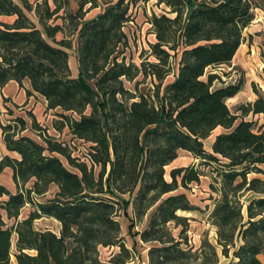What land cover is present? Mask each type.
Masks as SVG:
<instances>
[{
	"label": "trees",
	"instance_id": "16d2710c",
	"mask_svg": "<svg viewBox=\"0 0 264 264\" xmlns=\"http://www.w3.org/2000/svg\"><path fill=\"white\" fill-rule=\"evenodd\" d=\"M52 1L54 8L49 0H0V18L16 17L0 23V86L10 81L22 86L29 79L27 95L43 96L47 110H61L74 138L91 143L90 164L56 140L45 138L43 144L22 135L23 118L1 125L7 149L19 158L0 161V173L10 167L17 186L11 192L0 184V210L15 220L8 227L0 216V264H11L12 254L16 264H128L132 250L121 236L118 212L132 221L131 233V206L135 216H149L147 227L132 234L151 244L148 264H219L221 256L228 264H264V95L254 88L256 99L232 112L227 100L242 90L244 80L215 87L220 77L207 72L233 61L255 17L251 1L156 0L168 9L150 19L157 62L141 67L115 55L128 41L127 0L108 2L90 20L84 17L96 0H80L74 14L67 11L64 20L78 33L76 48L71 39H57L64 25L47 23L70 0ZM178 56L174 80L163 86L170 59ZM140 72L156 81L158 101L126 88L125 80ZM249 115L261 117L262 124L247 120ZM218 127L226 131L209 152L205 140ZM180 150L199 163L172 169L169 181L166 167ZM207 166L213 175L208 221L216 228V244L205 234L195 248L188 235L191 218L178 212L200 208L179 190L199 184ZM53 185L58 188L53 198L34 199ZM249 195L254 197L245 202ZM27 205L32 210L20 220ZM43 218L57 221L58 231L37 229L35 222ZM170 225L180 228L178 236ZM112 246L118 252L101 260L100 247Z\"/></svg>",
	"mask_w": 264,
	"mask_h": 264
},
{
	"label": "rangeland",
	"instance_id": "374dc122",
	"mask_svg": "<svg viewBox=\"0 0 264 264\" xmlns=\"http://www.w3.org/2000/svg\"><path fill=\"white\" fill-rule=\"evenodd\" d=\"M30 2H35L36 0H29ZM118 0H96V7L90 9L84 20H90L96 17L98 14L104 11L108 2H117ZM254 9V20L251 23L252 25L248 26L247 29L244 30V46L240 48V53L233 59V61L228 65H222L218 68H209L207 72H213L217 74L220 78L215 82V87H220L223 84H231L237 83L239 80L243 79L244 84L241 92L235 96L234 98L227 100V104L232 112H236L237 108L245 104L247 102L253 101L256 99L257 95L254 91L256 88L261 94L264 95V0H250ZM80 0H70L69 3H63V8L58 14L59 17H54L51 20H48L47 23L51 25L55 24H64L65 29L63 33L57 34V39H61L62 37H68L72 40L73 48L78 46V33H74V28L71 25L67 24V21L64 20L66 16V12H72L73 14L78 10V3ZM130 4L129 9V21L125 23L123 31L127 35V44L120 45L117 48V53L115 55L118 56V60H125L126 63L135 64L141 67L142 64H147L149 62H157L156 57L152 54V44L156 42V34L154 31V27L151 24L150 19L153 15H162L167 12V8L164 5H157L156 0H127ZM50 4L54 7L53 1L50 0ZM90 3H88L85 8H89ZM173 16V15H172ZM15 16L12 17H2L0 18L1 22L12 23L15 20ZM173 54V52H172ZM73 55H75L73 53ZM179 60L178 57H173L170 59V74L164 80L163 86L168 84L174 80V74L177 70V62ZM71 67L73 74L78 75V64L76 58L71 56ZM155 82L152 77L144 78V75L140 72L136 79L129 81L125 80V86L128 90L137 93H144L148 96H151L152 100L155 102L158 101V97L155 93L156 87ZM163 89L161 90V94ZM90 109L86 112L90 113ZM46 111H43L42 116L46 117ZM61 110H53L50 114L51 116H56V119H51L49 123H35L34 128L38 131H41L37 136L40 137L39 141H45V135H48L47 130L50 131V134H54L53 127L55 126L57 130L62 131L64 134V139L69 140V133L67 129L63 128L60 123V114ZM72 118H79L77 113H67ZM240 114V113H239ZM247 120H253L258 125L262 124V118L259 116L249 115L246 117ZM43 124L44 127H42ZM222 131V128L215 131L212 137L205 140L206 150L210 151V146H212V139L218 132ZM91 143L81 142L77 144H71L72 156L76 158L86 159L90 164L89 152L91 151ZM88 155V156H86ZM63 163L68 167L72 168L66 157L58 155ZM90 158V157H89ZM192 162V157L188 153H181L180 160L178 164L182 166H186ZM198 163V162H197ZM196 163V164H197ZM206 170L207 176L202 177L201 182L199 184H193L187 189L181 188L179 191L186 192L190 201L197 205L200 209L193 212H178L179 215L187 216L191 218L190 221V230L188 232L190 244L198 248L202 242V239L205 234L208 235L209 239L212 243L216 244V228L208 221V213L207 210L208 204H211V201L208 199L211 190L210 183L213 182L212 179V166L202 167ZM100 170L99 166H95V171L98 173ZM171 166L166 168V179L171 180L170 177ZM256 175H250V178L255 177ZM33 182L27 184V188L32 187ZM11 192H16V187L12 184H8L6 186ZM58 191L56 186H51L49 191L44 196L33 195L35 200L38 201H46L50 198H53ZM254 196L249 195L245 197L243 200L248 202ZM128 198V195H126ZM32 210L31 205H27L23 208L20 220L26 218L30 211ZM129 214L131 218H134V227L130 231L131 220L127 218L123 211L120 210L118 212V220L121 223V236L126 244V246L132 250V258L128 264H148V250L151 244L144 243L141 241L140 236L132 235L134 233H138L144 228L147 227L149 222V216H144L143 218L135 216L134 207L131 206L129 208ZM0 216L4 219L8 227H11L15 220H9L4 210H0ZM173 228V225H170ZM35 227L39 230H52L57 232L59 229V223L53 219L43 218L37 220L35 222ZM180 228H173V234L178 236ZM133 232V233H132ZM15 238V237H14ZM118 252V247H100V258L103 261L109 260L114 254ZM261 260L264 263V256H260ZM229 259L221 256L219 264H228ZM11 264H16L15 256L12 254Z\"/></svg>",
	"mask_w": 264,
	"mask_h": 264
},
{
	"label": "crops",
	"instance_id": "0c3cea01",
	"mask_svg": "<svg viewBox=\"0 0 264 264\" xmlns=\"http://www.w3.org/2000/svg\"><path fill=\"white\" fill-rule=\"evenodd\" d=\"M39 1H42V0H39ZM49 3H50V0H49ZM52 8H54V7H52ZM86 9L87 8H85V10ZM61 25H64V24H61ZM250 25H252V24H250ZM60 33H63V32H60ZM62 38H68V37H62ZM244 42L245 41H243L240 48L242 46H244ZM240 48L237 51L235 57L238 55V53H240ZM27 90H32L31 83H30L29 79H25L23 81L22 86H20L19 83L16 81H10L3 88L0 86V161L3 159L4 156H7V155L12 157V158H19V155L17 153L11 152L7 149V146L4 142V136H3V131H2L1 125H6V124H9L10 122L13 123L14 119H16L18 117L23 118L26 122V125H25V129L22 131L21 134L25 135V136H29V137L33 138L34 140L45 144V141H39L40 137L37 136L36 134L39 135V133L41 131L36 130L34 128V124L35 123H49V121H51L52 118L53 119L57 118L56 116L50 115L53 112V110H47V101L45 100V98L43 96H41L40 94L35 93V92L29 96V95H27ZM234 97H232V98H234ZM232 98H229L228 100H230ZM43 111H46V113H45L46 117L45 118L42 116ZM60 120L62 121V118H60ZM40 125H42V127L45 128V126H43V124H40ZM60 125L63 128L67 129V131L69 133V137H70L69 140L65 141V139L63 138L64 134L62 133V131L57 130L55 126L53 127V130L55 133L50 134V131L47 130L48 135H45V132H43L44 137L45 138H51L54 141L55 140H62V141L67 142L68 144H72L73 142L75 144L84 142L80 139L74 138L67 125L64 126L63 123H60ZM220 128H222V127H218L215 131H217ZM224 131H226V130L224 128H222V131L218 132L215 136H213L211 143L213 144L216 136L219 135L220 133L224 132ZM212 135L210 137H212ZM37 138L39 140H37ZM68 149H69V152L71 154V151H70V150H72L71 145L68 146ZM211 151H212V146H210L209 152H211ZM181 153H188L192 157V162L186 166L197 165L199 163V159H196L192 155V153L185 151V150H180L179 156L177 157V159H175L171 164L168 165V166H171V170L174 168H178V167H185V166L178 164V161L180 160V154ZM71 156H72V154H71ZM72 157H75V156H72ZM7 183L14 185L16 187V191H17V186L13 180V170L10 167L5 168L4 171L2 173H0V184L7 186Z\"/></svg>",
	"mask_w": 264,
	"mask_h": 264
},
{
	"label": "built area",
	"instance_id": "2783aa9c",
	"mask_svg": "<svg viewBox=\"0 0 264 264\" xmlns=\"http://www.w3.org/2000/svg\"><path fill=\"white\" fill-rule=\"evenodd\" d=\"M56 141H58L63 147H68L69 145H71V144H68L67 142L62 141V140H56ZM72 144H75V143L73 142Z\"/></svg>",
	"mask_w": 264,
	"mask_h": 264
}]
</instances>
